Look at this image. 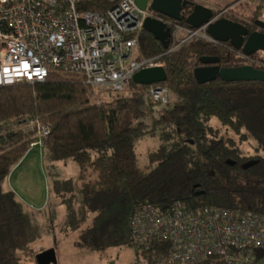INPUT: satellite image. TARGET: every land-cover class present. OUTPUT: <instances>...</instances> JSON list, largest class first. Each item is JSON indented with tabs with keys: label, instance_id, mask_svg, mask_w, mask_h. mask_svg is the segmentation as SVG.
Returning <instances> with one entry per match:
<instances>
[{
	"label": "trees",
	"instance_id": "obj_1",
	"mask_svg": "<svg viewBox=\"0 0 264 264\" xmlns=\"http://www.w3.org/2000/svg\"><path fill=\"white\" fill-rule=\"evenodd\" d=\"M117 1L82 0L80 7L106 14ZM166 52L150 32H141V57ZM202 56H219L222 67L248 64L229 43L200 37L183 43L163 56L168 74L164 84L174 97L169 105L155 102L147 94L149 85L134 81L131 94L96 101L94 89L82 77L57 69L43 81L0 86V264H21L23 256H35L40 220L56 218L51 196L44 208L35 210L8 184L36 137L35 131H15L26 114L51 127L44 143L50 195L71 193L58 204L73 202L67 225L79 231L78 248L136 246L131 221L147 204L168 211L179 201L188 210L218 206L264 214V155H249L235 139L252 141L264 152V81L218 78L199 83L194 70L203 65ZM251 57L264 62L259 52ZM154 131H159L160 144L150 154L149 168L143 169L137 145ZM252 159L259 161L245 168ZM69 162L79 170L78 177L62 176L61 168ZM88 171L95 176L87 181ZM141 251L149 264H157L168 256L169 245Z\"/></svg>",
	"mask_w": 264,
	"mask_h": 264
},
{
	"label": "built area",
	"instance_id": "obj_2",
	"mask_svg": "<svg viewBox=\"0 0 264 264\" xmlns=\"http://www.w3.org/2000/svg\"><path fill=\"white\" fill-rule=\"evenodd\" d=\"M82 0H0V86L20 81L45 80L52 70L79 75L92 87L111 93L128 89L134 75L145 68L163 66V56L183 43L204 38L206 26L192 28L167 19L172 39L167 52L139 55L140 34L149 8L136 0H118L106 14L82 9ZM227 9L215 13L222 17ZM218 43V42H216ZM240 55L248 64L264 62ZM148 96L163 105L172 103L164 82L149 85ZM35 131L31 147L42 146L49 125L27 114L15 131ZM132 240L141 250L169 245L162 264H264V214L251 210L202 206L186 209L176 201L168 211L147 204L132 221Z\"/></svg>",
	"mask_w": 264,
	"mask_h": 264
},
{
	"label": "rangeland",
	"instance_id": "obj_3",
	"mask_svg": "<svg viewBox=\"0 0 264 264\" xmlns=\"http://www.w3.org/2000/svg\"><path fill=\"white\" fill-rule=\"evenodd\" d=\"M210 4H219L213 7L217 13L223 9L227 12L222 17H227L236 21L254 22L255 19L264 21V0H207ZM202 2L203 1H196ZM205 4V3H204ZM260 55H264L263 51H259ZM95 93L96 101H111L118 95H129L132 89L111 93L103 88L92 87ZM174 97H172V101ZM27 115V114H26ZM219 125V124H216ZM17 128V127H16ZM232 135V134H231ZM240 147L248 152L249 155H264V152H258L252 141L240 142L235 137ZM160 144L159 131H154L144 136L137 145V157L140 167L149 168L150 154L154 152ZM62 176L71 178L73 175L78 177L77 167L69 162L61 168ZM90 174V175H89ZM90 176H95L90 171L87 172V181ZM8 184L12 190L30 207L35 209L44 208L47 204L49 196H51V205L56 212V218L51 221L49 218L40 220L41 235L34 244V249L40 252L42 248H50L56 244L59 264H149L148 257L136 246H128L125 248H111L104 251H87L81 250L74 245L77 239L78 231H74L67 225L68 214L72 210L73 202L58 204L61 199H68L71 193L64 198L53 196L51 182L48 181V173L44 161L43 147L38 145L31 149L26 156L23 164L14 170L9 176ZM50 184V186H49ZM72 192V191H70ZM90 220L87 222L89 223ZM86 223V224H87ZM95 254V255H93ZM36 256V255H35ZM35 256H23L21 264H37ZM91 256L93 258H91ZM157 264H162L158 261Z\"/></svg>",
	"mask_w": 264,
	"mask_h": 264
},
{
	"label": "water",
	"instance_id": "obj_4",
	"mask_svg": "<svg viewBox=\"0 0 264 264\" xmlns=\"http://www.w3.org/2000/svg\"><path fill=\"white\" fill-rule=\"evenodd\" d=\"M142 9L149 8L151 16L144 23V30L150 32L165 49H168L172 39V27L165 18L178 22L185 21L189 27L206 26V31L218 43H229L237 51L249 56L259 51L264 52V31H251L240 21L227 17L215 18V9L202 2L193 0H136ZM255 24L264 27V21L255 20ZM202 66L196 67L194 75L199 83H207L218 78L226 82L264 81V69L247 64L236 67H222L219 56H202ZM167 70L163 66L145 68L138 71L133 81L138 85H151L166 82ZM258 159L247 161L243 166L248 168L258 162ZM234 164V162H231ZM37 264H58L55 247L40 251L35 256Z\"/></svg>",
	"mask_w": 264,
	"mask_h": 264
},
{
	"label": "flooded vegetation",
	"instance_id": "obj_5",
	"mask_svg": "<svg viewBox=\"0 0 264 264\" xmlns=\"http://www.w3.org/2000/svg\"><path fill=\"white\" fill-rule=\"evenodd\" d=\"M167 19H169V18H165V20H167ZM256 20V19H255ZM255 20H254V22L253 23H251L250 21H244L243 23H245L248 27H249V29L251 30V31H255V30H263L264 31V27H262L261 25H259V24H255ZM229 50H230V53L233 51V49H231V48H229ZM258 53V52H257ZM256 54V53H255ZM220 64H221V62H220Z\"/></svg>",
	"mask_w": 264,
	"mask_h": 264
},
{
	"label": "crops",
	"instance_id": "obj_6",
	"mask_svg": "<svg viewBox=\"0 0 264 264\" xmlns=\"http://www.w3.org/2000/svg\"><path fill=\"white\" fill-rule=\"evenodd\" d=\"M196 1H203L206 5H208V6H210V7H218L219 6V4H210L207 0H196ZM220 7V6H219ZM32 149V148H31ZM43 152H44V147H43ZM79 171V170H78ZM76 174H77V172H76ZM31 208H33V207H31ZM35 209V208H34ZM42 209V208H41ZM35 210H39V209H35ZM92 218V217H91ZM78 236H79V231H78ZM78 236H77V239H78ZM77 239H76V241H77ZM76 241L74 242V245L76 246ZM52 247H55V248H57V246H56V244H54V245H52ZM77 247V246H76ZM51 248V247H50ZM78 248V247H77ZM125 248V247H124ZM45 249H48V248H45ZM79 249H81V248H79ZM81 250H84V249H81ZM57 251V250H56ZM93 255H95V254H93ZM91 258H93L92 256H91ZM59 259V258H58ZM59 261V260H58ZM58 264H59V262H58Z\"/></svg>",
	"mask_w": 264,
	"mask_h": 264
}]
</instances>
